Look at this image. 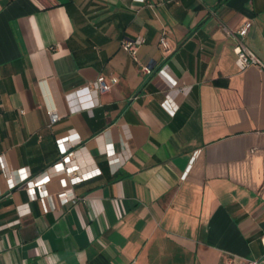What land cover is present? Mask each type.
Wrapping results in <instances>:
<instances>
[{
    "label": "crops",
    "instance_id": "0c3cea01",
    "mask_svg": "<svg viewBox=\"0 0 264 264\" xmlns=\"http://www.w3.org/2000/svg\"><path fill=\"white\" fill-rule=\"evenodd\" d=\"M245 22L264 66V0H0V264H264V69L239 71L223 31ZM67 134L99 170L74 202Z\"/></svg>",
    "mask_w": 264,
    "mask_h": 264
},
{
    "label": "built area",
    "instance_id": "2783aa9c",
    "mask_svg": "<svg viewBox=\"0 0 264 264\" xmlns=\"http://www.w3.org/2000/svg\"><path fill=\"white\" fill-rule=\"evenodd\" d=\"M251 27L250 22H245L239 30L235 33H231L225 28L223 31L226 35L233 38L235 45L233 47V52L235 54V65L239 71H243L251 66H256L264 69L263 64L259 59L248 50L242 43L243 38L246 37L249 29ZM144 43L142 38H136L133 41L123 42L122 48L127 52L134 61H137L136 55L138 48ZM159 46L166 52L171 53V48L166 37V33L163 32L159 37ZM141 72L143 74L149 75L151 73L150 66H142ZM159 75H163L167 83L171 88H177L179 85L178 80H174L169 75L165 74L163 70L158 72ZM115 79L113 77L98 76L93 82L89 83L88 90L94 94H106L111 92ZM49 116V125L55 124L60 116L57 110L53 107L48 111ZM58 146L59 153L61 155L60 159L54 165V168L59 172H63L66 175L65 179L59 181L60 191L57 193V199L60 202H74L77 198L72 192V187L84 181H87L97 175H99V170H92L90 172H81L79 166L74 164L76 152L73 150V142L70 141V135L67 134L63 138H60L56 141ZM111 155V154H110ZM109 155V157H110ZM124 159H118L119 162H122ZM29 174L24 173V178L27 179ZM49 180V176L44 175L41 179L35 182H30L32 196L33 198L44 196V183ZM11 187L15 184L10 183ZM262 246L264 249V240L262 241ZM230 263V262H229ZM242 264H259L258 261H244Z\"/></svg>",
    "mask_w": 264,
    "mask_h": 264
}]
</instances>
